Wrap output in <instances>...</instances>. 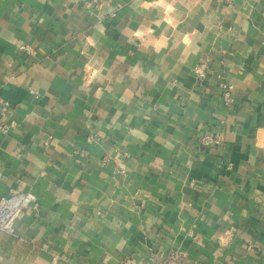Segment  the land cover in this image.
Listing matches in <instances>:
<instances>
[{"label": "crops", "instance_id": "obj_1", "mask_svg": "<svg viewBox=\"0 0 264 264\" xmlns=\"http://www.w3.org/2000/svg\"><path fill=\"white\" fill-rule=\"evenodd\" d=\"M169 4L0 0V264H264V0Z\"/></svg>", "mask_w": 264, "mask_h": 264}, {"label": "built area", "instance_id": "obj_2", "mask_svg": "<svg viewBox=\"0 0 264 264\" xmlns=\"http://www.w3.org/2000/svg\"><path fill=\"white\" fill-rule=\"evenodd\" d=\"M21 50H25L26 52L30 51L28 47H20ZM206 64H199L194 67V73L198 80H203L206 75ZM222 92V100L223 104L226 107L232 105L234 101V97L232 94V87L230 85H224L221 87ZM14 123L11 122L7 126H0V133L6 134L9 128ZM220 138L219 134L204 136L201 139V142L204 145H209L215 142ZM230 167V165H229ZM36 199L33 194L25 193L20 195L19 197H6L0 199V230L6 232L9 235H14L15 233V220L21 211L29 208L31 205L35 203ZM183 254L178 251H172L168 253V255L159 262H154L152 264H182L183 262Z\"/></svg>", "mask_w": 264, "mask_h": 264}, {"label": "clouds", "instance_id": "obj_3", "mask_svg": "<svg viewBox=\"0 0 264 264\" xmlns=\"http://www.w3.org/2000/svg\"><path fill=\"white\" fill-rule=\"evenodd\" d=\"M176 2V0H172V4H174ZM172 4H169L166 6V11L167 12H173L175 11V9L173 8ZM169 23H171V21H169Z\"/></svg>", "mask_w": 264, "mask_h": 264}]
</instances>
